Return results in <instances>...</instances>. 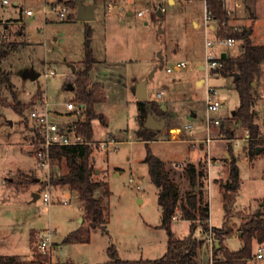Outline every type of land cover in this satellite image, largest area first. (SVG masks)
Returning <instances> with one entry per match:
<instances>
[{"label": "rangeland", "instance_id": "1", "mask_svg": "<svg viewBox=\"0 0 264 264\" xmlns=\"http://www.w3.org/2000/svg\"><path fill=\"white\" fill-rule=\"evenodd\" d=\"M17 1L18 5L11 3L0 8V37L19 42L18 48L2 63V67L11 71L17 97L28 106L22 116L14 108L0 105V254L29 260L33 258L34 250L41 253L37 246L38 232L51 230L54 244L48 255L53 264H106L110 259L107 247L112 244L121 248L120 257L123 259L161 257L167 249L168 235L161 227L159 188L152 182L148 163L144 160L147 146L141 137L139 98L134 88L141 80L150 78L148 99L156 101L158 113L167 117L164 129L157 131L150 147L168 167L173 168L181 197H185L192 187L183 170L187 161H179L185 159L188 146L169 139L171 129L176 132L183 130L185 116L199 121L194 123L198 131L205 125L207 84L203 85V79L198 84L196 81L205 76L204 69L200 67L205 56L204 0H176L174 4L169 0H134L131 5L112 9L108 8L109 0H83L85 4L96 3L93 19H78V7L67 3L69 0H47L70 5L66 19L50 15L47 22L38 15L25 13L27 8L40 7L44 0ZM228 1L241 4L235 14L237 19L230 23L236 27L252 26L253 41L264 43V0ZM161 6L165 7L163 16L157 13L156 7ZM139 11L143 14L139 15ZM5 23L9 25L8 30ZM41 27L43 32L39 31ZM88 30L92 31L91 47L97 59L90 79L102 83L107 94V100L96 108L103 118L93 119V138L96 141H117L116 149L112 151L93 145L92 153L96 170H99L96 178L105 179L111 190L106 197L108 233L94 229L89 242H65L71 231L87 225L84 218L81 221L85 213L84 204L77 192L51 181V174L67 171L64 160L54 159L48 170L36 164L32 143L37 126L30 118V112L37 107L43 108L48 101L51 110L59 114L55 117L57 121L73 118L67 108V102L75 95L74 90L68 88L74 81L70 64L77 65L84 59ZM218 49L238 55L241 43ZM180 61L187 64L176 70L175 66ZM169 67L173 70L168 71ZM26 68H34L39 77H24ZM51 69L57 74L46 78L45 72ZM211 78L224 102L213 115L226 120L240 103L234 77L221 75ZM39 90L42 94L36 95ZM3 92L13 100L8 90ZM156 92H164L162 98L155 99ZM258 92L261 98L256 104L257 122L264 129V61ZM194 112L198 113L196 118L193 117ZM231 126L236 130V137L230 142L223 136L221 125L212 128L211 134L216 140L211 151L219 156L225 148L228 156V143L232 144L240 168V187L234 208L254 212L264 205V153L250 158L246 128L236 121ZM196 135L203 138L206 133ZM181 137L191 136L183 131ZM206 145L205 141L200 143L201 149L205 150L201 161L210 173L208 184L205 179L204 192L210 201V228L222 226L224 222L220 186L213 180L218 177L224 181L228 177L229 156L215 158L216 163L210 167L214 156L210 154L208 158ZM26 174H33L38 181L22 182ZM49 185L55 201L48 206L40 197L33 201V192L40 193ZM67 191L70 199L63 203L60 199ZM102 192L103 187H100L96 193ZM231 221L239 223L238 218L233 217ZM172 229L177 236L183 237L190 232V221L175 218ZM207 233L201 227L196 231L198 238ZM206 244L205 240L198 251L200 264L211 263L212 255ZM228 245L237 249L241 240L236 236L229 237ZM248 264L253 263L250 261Z\"/></svg>", "mask_w": 264, "mask_h": 264}, {"label": "trees", "instance_id": "2", "mask_svg": "<svg viewBox=\"0 0 264 264\" xmlns=\"http://www.w3.org/2000/svg\"><path fill=\"white\" fill-rule=\"evenodd\" d=\"M213 16L219 19L216 33L226 37H234L241 43V50L237 56H226L221 60L223 65L219 68L221 75L239 74L234 85L239 92L240 103L231 117L221 121V131L230 142L236 136V130L231 126L233 121L241 123L249 130L248 155L254 158L257 154L264 153V135L257 122L258 112L256 104L261 96L258 92L261 64L264 61V43H255L252 39L253 27L240 26L236 28L230 21L235 18L227 13L222 0H208ZM67 3L77 5L76 0ZM8 30L9 25L4 24ZM92 31H87L85 41V57L76 66L74 75V102L84 107V116L75 122L77 130L87 140H93L94 118L103 115L97 112V105L107 100L104 85L100 82L92 83L90 72L97 62L91 47ZM19 46V42L0 37V105L10 106L22 116L28 104L22 102L16 94L12 81L11 71L2 67V63ZM253 82L256 84L253 85ZM8 90L13 97L3 92ZM39 90L36 95H41ZM139 120L142 123L141 137L146 142L147 152L144 158L149 166V175L152 182L159 188L158 202L162 210L161 227L165 228L168 235L166 252L159 258L123 259L115 245L107 247L110 259L106 264H199L198 251L205 243L196 235L201 227L207 233L210 225V202L205 197V179L208 178L207 165L200 161L197 164L187 162L183 170L191 184V190L185 197H181L180 188L174 177V170L168 167L166 162L156 155L150 147V142L156 139L157 131L144 127V122L150 111L158 113L157 102L152 99L139 100ZM164 115L165 114H160ZM33 139L40 137L38 128H34ZM263 146L260 153L257 147ZM94 146L91 144L64 145L54 147L51 150L54 159L66 162L65 173L51 174L53 184L68 186L72 192H77L84 204V223L80 228L71 231L64 239L65 242H89L92 230L101 229L108 233L109 212L106 205V197L111 194L109 184L105 179L96 178L95 160L92 156ZM228 177L218 180L224 209V222L222 226H212L219 244H215L213 250L214 264H247L248 260L256 255L255 246L264 247V205L254 212L249 210H235L236 198L240 187V168L238 159L233 152L232 144L228 143ZM33 174H26L22 180L25 183L37 182ZM103 187V192L97 195V190ZM264 200V199H263ZM238 218V222L231 221ZM175 218L190 221L189 234L179 237L172 229ZM234 232L239 234L242 246L237 250H231L224 239ZM33 240V235L32 238ZM0 264H53L48 254L38 253L34 250L33 258L22 260L17 256L0 254Z\"/></svg>", "mask_w": 264, "mask_h": 264}, {"label": "built area", "instance_id": "3", "mask_svg": "<svg viewBox=\"0 0 264 264\" xmlns=\"http://www.w3.org/2000/svg\"><path fill=\"white\" fill-rule=\"evenodd\" d=\"M224 8L226 9L227 13L235 16L237 8L241 6L239 2L231 3L228 0H222ZM11 3L18 5L17 0H0V8L5 7ZM134 3V0H109L108 1V8L112 9L116 6L123 7L124 5H131ZM205 3V11H204V19H203V26L205 29V56H204V63L202 64V68L205 71V78L209 80L211 77H215L220 75L221 73L218 71L219 68L222 67V53L221 50L218 48L224 46H234L238 41L234 37H226L222 35H218L216 30H218L219 26V19L213 16L212 10L210 8L208 0H204ZM157 10L160 9L165 11V7L161 6L160 8L156 7ZM70 11V5L67 3L59 4L56 2H48L44 0L42 5L37 9L34 8H27L25 13L29 16H36L38 15L43 21L47 22L50 15H55L58 19L64 20L68 17ZM139 15H142L143 12L139 11ZM236 27V26H235ZM239 28V27H236ZM39 31L43 32L44 28H39ZM215 31L214 33H211ZM225 50V49H224ZM187 64L186 61H180L176 64L175 69L179 70L183 66ZM173 68L169 67L168 71H172ZM57 74V72L53 69L47 70L44 74L46 78H49L52 75ZM207 88H206V97H205V120H204V127L203 130L206 133V136L203 138H199L196 134L198 133L197 128L193 122H187L183 126V130L188 135H190V140L192 141L193 145H200L202 141L207 143V151L209 152L208 158H210V144L214 140H216L214 136H212V128L215 126H219L221 124V118H218L213 115L214 112L218 111L223 105V99L220 96L219 88L215 85H211L206 81ZM164 92H156L154 95L155 99L162 98ZM67 108L73 117L72 119H68L65 121H57L55 119L56 112L51 110L49 107V102H45V106L43 108H34L30 112V118L35 122L40 137L36 138V141L33 139V146L35 147V159L36 164L48 170L54 160L51 150L54 147L64 146V145H80V144H91V145H98L100 148L107 149L109 148L110 151L116 149V142L114 139L96 141V140H87L85 136L77 130L75 122L84 116V107L70 100L67 102ZM245 138L249 141L250 133L249 130L246 129ZM31 143V142H30ZM211 163V162H210ZM181 166V164L179 165ZM210 170V168H209ZM209 173V172H208ZM131 180H133L131 178ZM138 187H140L138 185ZM40 198L43 199L45 206L50 205L55 200L53 199L52 191L50 185L45 188L42 192H40ZM70 199L69 194H64L63 198L60 199L63 203H68ZM38 240L37 246L39 251L43 254L50 253V250L53 247V231L49 230L48 232H38ZM206 242L208 247L210 248V252L212 255L211 263L214 264L215 260L213 258V250L215 244L217 243V238L215 237L214 231L212 226L210 227ZM263 246L258 247V257L263 256Z\"/></svg>", "mask_w": 264, "mask_h": 264}, {"label": "water", "instance_id": "4", "mask_svg": "<svg viewBox=\"0 0 264 264\" xmlns=\"http://www.w3.org/2000/svg\"><path fill=\"white\" fill-rule=\"evenodd\" d=\"M77 2V18L78 19H93L95 18L94 15V10L96 8V3H89L85 4L83 0H76ZM157 13L159 16H163V11L158 9ZM225 53L222 54L223 57H225ZM72 71L74 72L76 69V66L74 64H70ZM39 73L36 72L34 68H26L23 72L24 77H29L31 79H36L39 77ZM234 80L239 78V74L235 73L234 75ZM150 78H146L144 80H141L140 82L137 83L135 86V92L139 100H145L148 98V91H147V84ZM253 85H255V82H253ZM68 88L74 89V85L70 83L68 85ZM166 125V117L164 115L157 114L155 111H150L148 113V117L146 118L144 122V127L159 131L164 129ZM261 149H263V146H258L257 147V152L260 153ZM96 171H99L98 169ZM40 197L39 192H33V201H36ZM264 203V202H263ZM81 221H83V217L81 218ZM217 244H219L217 240Z\"/></svg>", "mask_w": 264, "mask_h": 264}, {"label": "crops", "instance_id": "5", "mask_svg": "<svg viewBox=\"0 0 264 264\" xmlns=\"http://www.w3.org/2000/svg\"><path fill=\"white\" fill-rule=\"evenodd\" d=\"M169 2L170 3H172V4H174L175 2H176V0H169ZM131 13V12H130ZM237 19V16L235 15V20ZM196 23V22H195ZM254 31V30H253ZM20 33H21V35L23 34V30L22 31H20ZM253 36H254V32H253ZM252 36V37H253ZM221 53L223 54V53H225L226 55H225V57L226 56H228V55H230L229 54V52L227 51V50H221ZM230 56H237V55H230ZM201 68H202V64H201V66H200ZM72 70V69H71ZM73 72V71H72ZM221 76V74L219 75V76H215L214 78H218V77H220ZM233 76V75H232ZM234 77V76H233ZM201 79H203L204 80V83H203V85L206 83V81H208V83L209 84H211V85H215L213 82H212V80L211 79H213V78H211V79H209V80H206V78H205V76H202V77H200V78H198L196 81H197V84H198V82L201 80ZM91 80V79H90ZM235 81V80H234ZM91 82L92 83H94V81H92L91 80ZM148 83H149V81H148ZM202 85V86H203ZM215 86H217V85H215ZM218 87V86H217ZM147 91H148V84H147ZM56 112V115H55V117L57 116V115H59V114H57L58 112L57 111H55ZM198 116V113L197 112H194L193 113V117L194 118H196ZM166 117V116H165ZM187 116H185V122H184V124L185 123H187V122H193V123H195V122H199V121H196L195 119H193V118H191L190 119V117L188 118H186ZM167 118V117H166ZM202 122V121H201ZM204 122V121H203ZM202 122V123H203ZM183 124V125H184ZM260 127H261V129L264 131V129H263V126L261 125V123H260ZM171 131H172V135L170 136V139L169 140H172V141H174V142H177V143H186L187 144V146H188V153H187V155H186V157H185V159H183V160H180L179 162H184V161H187V162H193V163H198V162H200L201 160H202V156L204 157V153H203V151L205 152V150H202L201 149V146L199 145H193L192 144V141L190 140V137L189 138H187V137H181V134H182V130H178V132H176L175 130H173V129H171ZM175 131V132H174ZM202 132H204V130H202V128H201V131L199 130L198 131V134H201ZM200 138V137H199ZM212 143L213 142H211V144H210V154H212ZM213 155V154H212ZM221 155H225L226 157H228L227 156V153H226V151H225V148H224V150H223V152H222V154H220L219 156H221ZM214 156V163L213 162H211L210 163V167H211V165H213V164H215L216 162V159L215 158H218L219 156H215V155H213ZM204 159V158H203ZM176 164V163H175ZM227 164V163H226ZM229 172V171H228ZM210 173H208V178H209V175ZM208 178L206 179V183L208 184V182H207V180H208ZM216 179H218V177H215V179L213 180V182L215 183V184H217V183H219L218 181H216ZM68 193L67 194H69L70 195V193H69V191H67ZM142 200V199H141ZM210 202V201H209ZM211 209V208H210ZM83 218H84V215H83ZM214 226V225H213ZM232 236H236V237H239V234H237V235H230V236H228V237H226L225 239H224V243L231 249V250H237V249H239L241 246H242V242H241V245H240V247L239 248H237V249H233V248H231L229 245H228V238L229 237H232ZM206 237H207V235L205 234L202 238H200V239H204V240H206ZM240 239V238H239ZM207 243V242H206ZM117 245H118V243H117ZM204 245V244H203ZM207 245V244H206ZM117 247V246H116ZM139 247H140V245H139ZM203 247V246H202ZM201 247V248H202ZM208 247V246H207ZM200 248V249H201ZM206 248V247H205ZM117 249H118V251H119V255H120V251H121V248L118 246L117 247ZM255 252H256V255L253 257V258H251V259H249L248 260V262H247V264L251 261L253 264H264V253H263V256L262 257H258L257 256V254H258V244H256V246H255ZM32 259V258H31ZM30 260V259H29ZM198 263H199V260H198ZM200 264V263H199ZM202 264V263H201ZM207 264H210V262L209 263H207Z\"/></svg>", "mask_w": 264, "mask_h": 264}]
</instances>
